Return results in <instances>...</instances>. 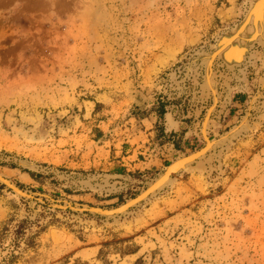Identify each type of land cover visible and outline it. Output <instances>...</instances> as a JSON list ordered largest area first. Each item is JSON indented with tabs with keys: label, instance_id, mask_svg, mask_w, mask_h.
I'll return each mask as SVG.
<instances>
[{
	"label": "rangeland",
	"instance_id": "obj_1",
	"mask_svg": "<svg viewBox=\"0 0 264 264\" xmlns=\"http://www.w3.org/2000/svg\"><path fill=\"white\" fill-rule=\"evenodd\" d=\"M253 1L0 0V175L61 204L140 194L204 147L208 56ZM212 68L207 135L235 134L117 217L0 181V264H264V39Z\"/></svg>",
	"mask_w": 264,
	"mask_h": 264
},
{
	"label": "water",
	"instance_id": "obj_2",
	"mask_svg": "<svg viewBox=\"0 0 264 264\" xmlns=\"http://www.w3.org/2000/svg\"><path fill=\"white\" fill-rule=\"evenodd\" d=\"M263 24L264 26V0H254L252 5L250 6L247 14L244 19L240 22V24L232 31L224 34L218 41L216 48L210 53L207 59L206 65V81L209 84L215 99L213 105L209 108L203 122L202 126V135L205 140V145L201 149L180 157L173 161L169 166L165 168V170L152 182L150 183L140 194L135 196L134 198L126 201L125 203L112 208L100 207V206H91V205H79L74 204L69 201H63L64 204H61V201H56L50 196L45 194L35 193V192H27L18 187L12 181L6 179L2 175H0V181L5 184L8 188L13 190L18 195L28 198L31 201L40 200L43 201V197L49 198L51 201V205L55 208L59 209H70L74 212L83 213V214H94L106 218L117 217L122 214L127 213L129 210L142 204L146 199H148L152 194L161 190L164 186L167 185L168 182L171 181L174 175L178 174L185 168H187L193 162L203 158L208 154V152L218 143L223 142L225 139L230 138L233 134L238 131L239 127H235L230 132L225 134L219 139L211 140L207 135V125L210 119V115L217 103V96L215 88L212 85V71H213V63L217 57H222L225 62L228 64L239 63L244 59L245 54L248 52L249 46L257 40L259 37L264 39V31L261 35L254 34L252 35V28L257 30L258 23ZM259 24V25H260ZM251 29V30H250ZM247 33V34H246ZM238 45L241 46L238 48ZM238 48L235 50V48ZM239 53H238V51ZM244 124V123H243ZM116 175H100L94 180H106V179H114L117 178Z\"/></svg>",
	"mask_w": 264,
	"mask_h": 264
},
{
	"label": "trees",
	"instance_id": "obj_3",
	"mask_svg": "<svg viewBox=\"0 0 264 264\" xmlns=\"http://www.w3.org/2000/svg\"><path fill=\"white\" fill-rule=\"evenodd\" d=\"M30 227L28 220H22L18 223L17 228L15 230L17 240L22 238V236L26 233V229Z\"/></svg>",
	"mask_w": 264,
	"mask_h": 264
},
{
	"label": "bare ground",
	"instance_id": "obj_4",
	"mask_svg": "<svg viewBox=\"0 0 264 264\" xmlns=\"http://www.w3.org/2000/svg\"><path fill=\"white\" fill-rule=\"evenodd\" d=\"M259 24H260V22L258 23V27H257V30L256 31H255V28H253L252 30L250 29L251 32H252V35L257 34V33L259 35H261L262 31L264 30V26H263V24H260V25ZM234 48H235V50L238 49V48H240V50H241V46L240 45H238V48H236V47H234ZM238 53H239V51H238Z\"/></svg>",
	"mask_w": 264,
	"mask_h": 264
}]
</instances>
